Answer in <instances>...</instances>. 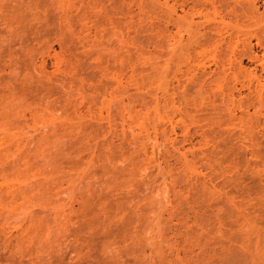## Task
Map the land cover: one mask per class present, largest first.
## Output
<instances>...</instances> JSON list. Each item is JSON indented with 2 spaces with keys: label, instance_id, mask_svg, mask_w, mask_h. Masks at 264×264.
Masks as SVG:
<instances>
[{
  "label": "rangeland",
  "instance_id": "obj_1",
  "mask_svg": "<svg viewBox=\"0 0 264 264\" xmlns=\"http://www.w3.org/2000/svg\"><path fill=\"white\" fill-rule=\"evenodd\" d=\"M58 1L0 0V264H264V0Z\"/></svg>",
  "mask_w": 264,
  "mask_h": 264
},
{
  "label": "bare ground",
  "instance_id": "obj_2",
  "mask_svg": "<svg viewBox=\"0 0 264 264\" xmlns=\"http://www.w3.org/2000/svg\"><path fill=\"white\" fill-rule=\"evenodd\" d=\"M60 1V0H59ZM58 1V2H59ZM62 1V0H61ZM65 3V2H64ZM60 4H62V3H60ZM251 5H252V7H253V9H254V13H252L253 15H255V12L258 10V5H257V1L256 0H251ZM233 10H234V8H233ZM232 10H230V12H231ZM234 12V14L233 15H235L236 16V14H237V17H239L238 16V14L239 13H235V11H233ZM243 13H245V11H242ZM240 13L239 15H241V14H243V13ZM253 12V11H252ZM244 15V14H243ZM246 16H248L247 14H246ZM240 17H242V16H240ZM239 17V18H240ZM243 17H245V16H243ZM250 17V16H249ZM238 18V19H239ZM264 34V33H263ZM263 34H260L261 36H259V34L257 35L256 34V42L258 43V44H262L263 45V49H264V38H262V37H264V35ZM263 35V36H262ZM250 50H252V46L250 45ZM247 56H248V58L249 59H252V58H256L257 60H260V63H261V65H263L264 64V51H263V53H262V56H261V58H259L258 59V57H257V55L256 54H254V56H252V55H249V54H247ZM237 63H238V71H243L242 70V66H241V64H242V59L240 58L239 60H237ZM245 75V77L247 78V76L249 75V73H245L244 74ZM256 75V74H255ZM252 78H254V76H251ZM256 78L258 77V76H255ZM258 79V78H257ZM248 80H251V78L249 77L248 78ZM259 80V79H258ZM258 85H261V86H263V84L262 83H258ZM5 99H6V96H5V94L3 93V94H1L0 95V102H5ZM2 110H0V196H1V202H4L5 201V199H6V196L5 195H7L8 194V192H6V191H8L7 189V184H8V182H7V179H6V162H7V137H6V133H7V126H6V120H7V111H6V109H5V105L1 108ZM181 112V111H180ZM185 114H187V112H185ZM184 114V115H185ZM188 115V114H187ZM168 117V116H167ZM237 118V116L233 113V112H226L224 115H222V119H224V120H226V121H228V120H233V119H236ZM181 119V118H180ZM162 120V119H161ZM170 120V118L168 119V121ZM211 120V119H210ZM155 121V120H154ZM175 121V120H174ZM182 121V120H181ZM158 122H160V121H158ZM170 122V121H169ZM136 123V122H135ZM154 123H156V121L154 122ZM166 123V122H165ZM222 123H224V122H221V125H222ZM136 124H139V122L138 123H136ZM141 124V123H140ZM139 124V125H140ZM172 124V123H171ZM170 124V125H171ZM129 125V124H128ZM162 125V124H161ZM155 126V125H154ZM158 126V125H157ZM140 127V126H139ZM143 127L144 126H142V128H140V129H143ZM145 128V127H144ZM148 128V127H147ZM151 129V128H150ZM155 129V128H154ZM185 129V128H184ZM130 130V129H129ZM159 130V129H158ZM244 131H246V129H243ZM131 131V130H130ZM140 131V130H139ZM139 131H138V133H139ZM144 131H145V129H144ZM143 131V132H144ZM132 132V131H131ZM146 132V131H145ZM155 132H156V129H155ZM142 133V132H141ZM159 133V132H158ZM146 134V133H145ZM153 134V133H152ZM143 135V134H142ZM141 135V136H142ZM164 135V134H163ZM166 135V134H165ZM164 135V136H165ZM145 135H143V137H144ZM148 136V138H149V135H147ZM166 138H167V136H166ZM147 139V138H146ZM155 141V140H154ZM8 187H9V185H8ZM5 189H6V191H5ZM4 192L6 193V194H4Z\"/></svg>",
  "mask_w": 264,
  "mask_h": 264
}]
</instances>
